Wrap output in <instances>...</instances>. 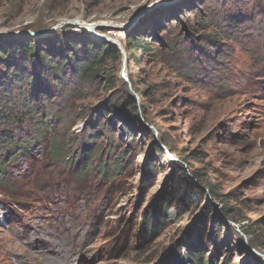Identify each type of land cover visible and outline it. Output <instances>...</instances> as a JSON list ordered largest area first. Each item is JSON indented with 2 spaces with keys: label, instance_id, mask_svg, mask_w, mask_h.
<instances>
[{
  "label": "rangeland",
  "instance_id": "374dc122",
  "mask_svg": "<svg viewBox=\"0 0 264 264\" xmlns=\"http://www.w3.org/2000/svg\"><path fill=\"white\" fill-rule=\"evenodd\" d=\"M182 1L0 0V34H42L69 21L103 25L96 32L104 28L105 35L99 33L120 44L128 33H144L135 72L146 89H155L153 100L145 102L150 123L138 96L142 120H133L130 111L127 122L114 114L96 119L95 109L112 93L95 89L62 115L54 140L49 129L40 132L28 153L7 165L0 183V264H202L209 258L210 264H257L249 253L264 256V0L252 10L232 5L225 20L224 9L216 8V23L224 28L218 44L196 55L195 69L177 61L179 75L151 57L157 33L146 24L158 12V36H165L168 22L188 14L190 5ZM176 4L183 10L173 20L167 8ZM30 26L49 28L24 30ZM64 27L72 35L80 29L61 26L32 38ZM126 59L120 61V76L128 80ZM5 95L0 92V107ZM91 118L96 145L93 156L83 158L87 142L79 133ZM155 143L165 158L151 156ZM191 151L199 161L188 169L174 155L185 158ZM174 164L187 177L194 170L204 184L215 185L222 204L214 202L215 209L208 206L204 213L208 191L195 198L198 205L175 200L171 192L180 173ZM223 205L234 209L239 223L218 219L226 212ZM200 232L218 240L217 259L214 244L198 243ZM192 246L198 254L191 255Z\"/></svg>",
  "mask_w": 264,
  "mask_h": 264
},
{
  "label": "trees",
  "instance_id": "16d2710c",
  "mask_svg": "<svg viewBox=\"0 0 264 264\" xmlns=\"http://www.w3.org/2000/svg\"><path fill=\"white\" fill-rule=\"evenodd\" d=\"M241 1L243 0H196L194 4L192 0H183V4L190 5L187 16L183 18L181 16L173 23L168 22L163 28L166 34L162 37L158 36L157 31L158 12L150 13L146 26L150 29L155 26L157 33V37L151 40L152 45L149 48L151 57L175 72L179 71L173 66L177 61L190 69H195L196 55H202L209 45L218 44V33H223L224 28L221 23H216L215 9H224L225 20L227 11L230 12L232 5L252 10L258 2V0H244L247 2L245 4ZM167 10L174 20L175 16L182 14L183 9L176 4L168 7ZM255 11H259V8ZM48 28L49 26L38 28L30 26L24 30L43 32ZM100 30L102 34L108 31L104 28ZM69 32L70 28L64 27L56 34L39 40L26 36L0 38V92L6 93L2 96L3 100L6 99L5 103L0 107V183L5 182L7 165L20 155L27 154L32 140L37 139L40 132L49 129V139L54 140L55 129L60 124L59 120L62 115L70 112L76 102L95 89L103 88L108 93H112L104 104L95 109L96 119L99 117L112 119V114H114L117 119H126L127 122V114L130 111L133 120H142L136 100L138 96L144 103V118L149 123L151 122L150 112L145 102L148 99L153 100L152 93H155V89L154 86L146 89L142 84L140 74L135 72L139 67L138 54L144 49V33H128L121 42L127 55V81L120 76V61L124 54L115 44L98 41L80 29L75 35ZM188 75L191 79L192 76L189 73ZM128 87L132 88L134 95L129 94ZM28 98H35L37 101L30 102ZM96 119L91 118L88 123L84 124V130L79 133L81 135L84 133L87 142L81 149L83 158L93 156L96 137L94 131L90 130L94 127L90 125V122L93 120L94 123ZM157 131L159 133L160 129L157 128ZM159 134L162 145L173 155V151L166 144L165 135L161 132ZM164 151L155 143L151 147V156L161 160L166 157ZM174 157L183 162L188 169H192L193 163L199 161L196 151H191L185 158L176 155ZM80 162L83 163V160ZM174 165L180 173L176 188L173 186L171 192L175 200L182 201L186 198L190 200V203H194L198 195L202 197L208 191L210 199L203 200L206 205L204 213L208 206L215 209L214 202L222 204L221 199L223 198L219 199L215 185L204 184L198 172L194 170L189 178L182 165ZM183 183L186 186L185 191L181 189ZM196 191L199 194H196ZM196 204L198 205L199 202ZM223 207H226V212L223 211L224 215L221 217L218 215V219L223 222L224 218H227L234 224L239 223L233 214L234 209H228L227 205ZM167 214L166 218L169 215ZM243 234L249 236L245 230ZM196 236L198 243L202 244L201 247L214 244L211 253L214 259H217V254L220 253L216 247L218 240L213 242L212 237L206 240L203 232ZM250 244L256 247L252 240ZM191 248V255L198 254L199 248L194 249L193 246ZM249 254L253 261H257V264H264V260L255 253ZM212 262L213 258H209L202 264Z\"/></svg>",
  "mask_w": 264,
  "mask_h": 264
},
{
  "label": "water",
  "instance_id": "95a60500",
  "mask_svg": "<svg viewBox=\"0 0 264 264\" xmlns=\"http://www.w3.org/2000/svg\"><path fill=\"white\" fill-rule=\"evenodd\" d=\"M146 12H149L146 11ZM70 25H75L77 26L78 28H80L81 30L83 31H86L87 33H89L94 39L98 40V41H108V42H111L113 44H115L120 50L121 52L126 56L125 54V51L123 49V47L121 46L120 43H118L117 40L111 38V37H108V36H102L99 32H96V29L97 28H101L103 25H99L97 27H91V28H88V27H84L82 26V22L80 21H69V22H61L59 23L57 26L51 28L50 30H48L47 32H44L42 34H37V33H32V32H18V33H13V34H0V37H14V36H19V35H25V36H30V37H43L45 34H50L51 32H53L54 30H56L57 28L61 27V26H70ZM107 27V26H106ZM128 81V80H127ZM132 89V88H131ZM133 91V90H132ZM258 256L264 258L263 255L261 254H258Z\"/></svg>",
  "mask_w": 264,
  "mask_h": 264
},
{
  "label": "bare ground",
  "instance_id": "6f19581e",
  "mask_svg": "<svg viewBox=\"0 0 264 264\" xmlns=\"http://www.w3.org/2000/svg\"><path fill=\"white\" fill-rule=\"evenodd\" d=\"M91 27H93V26H91ZM76 252V251H75Z\"/></svg>",
  "mask_w": 264,
  "mask_h": 264
}]
</instances>
